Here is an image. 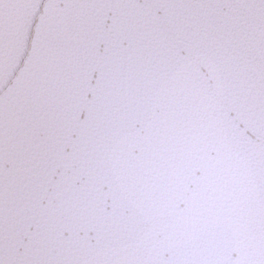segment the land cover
<instances>
[{
    "label": "snow or ice",
    "instance_id": "snow-or-ice-1",
    "mask_svg": "<svg viewBox=\"0 0 264 264\" xmlns=\"http://www.w3.org/2000/svg\"><path fill=\"white\" fill-rule=\"evenodd\" d=\"M0 264H264V0H0Z\"/></svg>",
    "mask_w": 264,
    "mask_h": 264
}]
</instances>
